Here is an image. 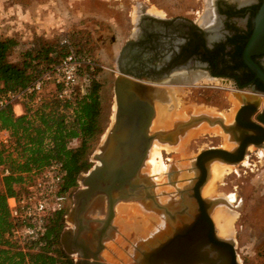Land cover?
<instances>
[{"label": "water", "instance_id": "95a60500", "mask_svg": "<svg viewBox=\"0 0 264 264\" xmlns=\"http://www.w3.org/2000/svg\"><path fill=\"white\" fill-rule=\"evenodd\" d=\"M262 53L264 0L252 19V32L243 52L247 64L264 79L263 71L252 60V55ZM119 71L114 80V119L93 154L94 165L79 175L81 186L73 193V203L66 215L69 225L60 234L62 248L75 264H243L233 239L218 235L212 218L213 209L229 204L228 200L206 197L202 189L212 162L238 163L244 159L249 145H263L264 128L251 119L262 97L235 91L242 106L231 124L220 116L198 113L178 120L171 128L151 131L159 84ZM204 120L211 125L220 124L235 146L209 147L199 152L189 168L193 176L182 186L176 185L177 169L172 165L168 176L175 192L161 201L159 196H164V192H157L156 180L144 171L153 141L173 143ZM238 127L259 129L248 132ZM131 201L140 202L159 221L146 236L125 246L127 258L115 259L111 255L112 259H108L107 243L118 230L114 223L117 205Z\"/></svg>", "mask_w": 264, "mask_h": 264}, {"label": "rangeland", "instance_id": "374dc122", "mask_svg": "<svg viewBox=\"0 0 264 264\" xmlns=\"http://www.w3.org/2000/svg\"><path fill=\"white\" fill-rule=\"evenodd\" d=\"M198 10L199 14H202L209 10V6L200 5L199 0H0V35L18 40L9 56L12 61L21 59L22 53L32 43L37 45L48 42L61 50L60 42L66 37L72 41L76 49L88 53L96 63L95 78L100 83L101 99L99 124L103 132L92 142L87 152L92 167L95 163L93 154L115 114L114 80L120 73L116 61L117 54L119 48L137 29L138 18L148 13L196 16ZM159 86L172 88L173 101L164 106L166 107L164 112L167 110V115H164L167 122L170 119L176 120L175 122L185 120L191 114H209L205 108L225 113L235 109L236 113L240 105V101L234 95L235 89L221 81L208 80L182 86ZM155 100L154 117H157L159 103L157 99ZM27 104L33 107L30 102ZM263 105L264 98L259 108ZM197 109L201 112H195ZM16 110L19 112V106H16ZM215 116L222 117L225 123L232 121L222 115ZM208 125L209 129L200 131L186 141H180V148L177 145L178 148L171 149L170 152L162 150L168 170L164 171L161 179L156 180L152 176L157 182V192H164L162 200L168 199V195L175 192V185L169 181L168 176L172 165L177 169L176 185L182 186L193 176L189 168L199 152L213 146L223 147L227 138L216 132V128L223 131L221 126ZM155 130L159 129H151ZM221 134L227 133L223 131ZM180 137L181 135L178 140H181ZM227 142L230 143L228 148L235 145L229 139ZM175 143L177 141L172 144ZM212 163L218 167L215 170L210 167L203 195L223 197L229 202L213 209L212 218L218 235L233 239L239 260L243 264H264V147L252 144L248 147L244 160L238 163L221 161ZM223 163L230 164L232 168L222 171ZM87 171H82L79 175ZM144 171L150 174L147 163ZM79 175L77 185L69 193L63 228L69 225L66 215L73 203V193L81 186ZM227 195H231L233 200ZM146 211L133 201L118 204L114 220L118 230L115 238L107 243L108 257L114 255L115 259L127 258L125 246L139 236H146L153 229L159 217Z\"/></svg>", "mask_w": 264, "mask_h": 264}, {"label": "trees", "instance_id": "16d2710c", "mask_svg": "<svg viewBox=\"0 0 264 264\" xmlns=\"http://www.w3.org/2000/svg\"><path fill=\"white\" fill-rule=\"evenodd\" d=\"M17 44L16 38L0 35V97L8 90L25 88L70 50L61 42V50L48 42L32 43L21 59L12 61L9 56ZM96 70L90 72L86 92L74 102L49 97L35 109L25 104L21 115H15L10 104L0 107V138L7 136L12 143L0 142V165L10 170L0 178V264H75L60 243L66 211L50 215L43 236L23 246L12 236L14 223L7 197L24 190L32 181V171L52 161L63 163L67 171L63 189L69 193L79 173L91 167L87 152L103 132ZM72 138H79L80 144L69 147Z\"/></svg>", "mask_w": 264, "mask_h": 264}, {"label": "flooded vegetation", "instance_id": "af4514ba", "mask_svg": "<svg viewBox=\"0 0 264 264\" xmlns=\"http://www.w3.org/2000/svg\"><path fill=\"white\" fill-rule=\"evenodd\" d=\"M199 1L200 5L209 6L210 14L208 11L199 14L198 10L196 16L154 13L140 16L134 34L119 48L118 69L159 85L221 81L235 91L260 95L263 99L264 79L243 57L252 32V19L263 0ZM252 60L264 73V53L252 55ZM259 107L251 119L264 128V105ZM235 115L226 124L233 123ZM238 129L254 132L259 128Z\"/></svg>", "mask_w": 264, "mask_h": 264}, {"label": "built area", "instance_id": "2783aa9c", "mask_svg": "<svg viewBox=\"0 0 264 264\" xmlns=\"http://www.w3.org/2000/svg\"><path fill=\"white\" fill-rule=\"evenodd\" d=\"M61 43L70 47L69 52L25 88L8 90L2 94L0 107L10 104L15 115H21L25 113V104L29 102L35 109L49 97L74 102L86 92L90 72L95 70L96 63L85 51L75 50L68 38H63ZM16 106H19V112ZM0 142L6 146L12 144L7 136L0 138ZM79 142V138H72L68 146H78ZM9 173L6 165H0V178ZM66 174L61 161H52L32 171V181L25 184L24 190L7 197L14 223L12 236L23 246L43 236L50 215L67 209L70 195L63 189Z\"/></svg>", "mask_w": 264, "mask_h": 264}, {"label": "bare ground", "instance_id": "6f19581e", "mask_svg": "<svg viewBox=\"0 0 264 264\" xmlns=\"http://www.w3.org/2000/svg\"><path fill=\"white\" fill-rule=\"evenodd\" d=\"M153 11V10H152ZM158 12V10H156ZM155 10L153 12L157 13ZM209 11V10H208ZM151 12V11H150ZM205 14V13H204ZM210 14V12H209ZM204 18V16H203ZM172 88H168V87H164V86H158L157 89H156V92H155V99H157V103H159V107H157L158 109V113H157V117H154L153 120H152V124H151V129L152 128H156V129H168V128H171L175 125V121L172 119L169 120V122H167V117H165L164 115L167 113V110L164 112V109H166V107L164 108V106L167 105V103L169 101H173L172 100ZM236 100V99H235ZM176 101V100H174ZM156 102V100H155ZM178 102V101H177ZM171 103V102H170ZM172 104V103H171ZM174 104V102H173ZM155 105V103H154ZM158 105V104H157ZM156 105V106H157ZM177 105V104H176ZM237 105V104H236ZM116 108V107H115ZM173 110V109H172ZM206 112H208L209 114L208 115H211V116H215V115H222L223 117L227 118L228 120H232V115L235 113V109L229 113H225V112H220L218 110H215V109H206ZM204 110V111H205ZM195 112H201L200 110H195ZM171 113V112H169ZM219 113V114H218ZM207 114V113H205ZM167 115V114H166ZM170 115V114H168ZM188 116V115H187ZM190 116V115H189ZM234 116V115H233ZM170 118V117H169ZM113 119H114V116H113ZM185 119V118H184ZM225 122V121H224ZM209 123L207 121H202L198 124H195L194 126L190 127L189 129H187L183 134H181V137L180 139L181 140H177V143L175 144H172V143H169V142H164V141H160L158 139H155L152 143V146L149 150V153H148V156H147V161H145L147 164H148V171L150 173V175L154 176L157 179H161L164 171H166V169L168 170V166L167 164L165 163V161L163 160V155H162V150L165 149L166 151H169L172 149H177L178 147L180 148V141L182 142L183 140H188L190 137L198 134L200 131L202 130H207L209 129ZM211 125V124H210ZM213 125H216V124H213ZM217 125L221 126L220 124L217 123ZM222 128V127H221ZM211 132V131H210ZM216 132L222 136L225 137L226 139V142L223 144V148L227 147L226 149H231V148H228L230 143L227 142L228 139H229V133L227 134H221V132L223 133V131H221L219 128H216ZM233 142V141H232ZM235 143V142H234ZM177 145H179L178 147H176ZM235 146V145H234ZM251 146V145H249ZM231 147V146H230ZM244 160V159H243ZM145 163V164H146ZM214 163L211 164V167L215 170L218 166H215L213 165ZM219 164V163H218ZM217 165V164H216ZM223 167H222V171H226L231 167L230 164H221ZM213 170V171H214ZM222 171L220 173H222ZM218 174V173H217ZM215 176V175H214ZM214 179V178H213ZM204 187V186H203ZM203 191V189H202ZM203 194V192H202ZM172 195V194H171ZM227 197H229L230 200H233V197L231 195H227ZM159 199L161 201H164L162 200V198L159 196ZM169 199V198H168ZM136 202L139 206H141L142 208L146 209L140 202H137V201H134ZM120 204V203H119ZM118 206V205H117ZM220 206V205H219ZM146 212H149L151 214H154L153 212H150V211H146ZM213 212V211H212ZM217 213V212H216ZM220 214V213H219ZM155 215V214H154ZM157 217V215H155ZM222 220V219H221ZM225 223V222H224ZM224 227V226H223ZM224 229V228H223ZM221 229V231L223 230ZM225 231V230H224ZM223 232V231H222ZM227 232V231H226ZM106 250H105V256L108 258V259H112V257H108L106 255Z\"/></svg>", "mask_w": 264, "mask_h": 264}]
</instances>
